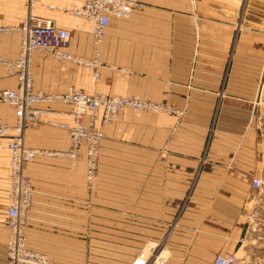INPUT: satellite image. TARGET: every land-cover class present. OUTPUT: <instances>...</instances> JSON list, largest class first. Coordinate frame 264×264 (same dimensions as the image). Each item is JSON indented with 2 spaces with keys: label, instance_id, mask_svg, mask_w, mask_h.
<instances>
[{
  "label": "crops",
  "instance_id": "crops-1",
  "mask_svg": "<svg viewBox=\"0 0 264 264\" xmlns=\"http://www.w3.org/2000/svg\"><path fill=\"white\" fill-rule=\"evenodd\" d=\"M84 1L33 0L29 8L70 33L71 54L98 53L100 77L37 53L35 91L138 96L165 110L124 112L103 129L91 190L85 156L76 167L60 157L25 166L35 188L28 248L57 264H134L151 244L168 251L165 264H213L234 254L242 264H264V32L251 27L230 60L233 17L220 22L218 14L229 6L138 0L143 9L113 20L96 46L92 23L72 14ZM27 14L26 0H0V27H21ZM20 46L18 32L0 35V57L16 60ZM16 88V77L0 66V91ZM51 109L54 115L26 129L24 144L67 153L70 141L58 125L72 124L71 108ZM0 122L13 126L14 110L0 104ZM10 161L0 148V264H7Z\"/></svg>",
  "mask_w": 264,
  "mask_h": 264
},
{
  "label": "built area",
  "instance_id": "built-area-1",
  "mask_svg": "<svg viewBox=\"0 0 264 264\" xmlns=\"http://www.w3.org/2000/svg\"><path fill=\"white\" fill-rule=\"evenodd\" d=\"M33 0H26L28 14L21 27L12 29L0 27V35L18 32L21 35L20 52L12 61L0 57V66L17 79V88L0 91V104L15 112V123L9 126L0 122V148L4 146L10 152L9 207L4 219L8 230L6 245L7 264H49L42 256L31 251L27 245L26 219L32 208L35 188L32 181L24 174L25 166L32 164L39 157H60L68 159L76 166L85 156L86 181L91 187L99 167L100 147L104 139L103 129L114 122L119 113L128 109L134 112L158 111L163 106L141 99L137 96L89 95L72 87L62 94H46L35 91L33 80V57L44 54L62 63H70L90 69L98 79L101 66L99 54L92 59L75 56L70 53L71 35L67 30L59 29L53 23L34 17L30 8ZM143 9L138 0H85L75 8L72 14L92 23L94 43L99 46L106 37V30L113 20H129L135 11ZM264 87V68L262 73ZM53 105H68L72 124L58 125L67 133L70 149L67 153H50L25 146V131L38 126L43 119L54 115ZM6 142V145L4 143ZM254 189H260L261 181L254 179ZM157 257L144 258L142 254L135 264H165L169 253L159 249ZM213 264H242L236 254L218 255Z\"/></svg>",
  "mask_w": 264,
  "mask_h": 264
},
{
  "label": "rangeland",
  "instance_id": "rangeland-1",
  "mask_svg": "<svg viewBox=\"0 0 264 264\" xmlns=\"http://www.w3.org/2000/svg\"><path fill=\"white\" fill-rule=\"evenodd\" d=\"M216 2L219 3L220 7L222 5H226V6H229L230 9L231 8L233 9V10H229L228 12L227 11L226 12L220 11L218 13L220 22L222 20H226L227 16H228V21H229V23H231L232 17H233L235 33H234V41L232 42L230 50H229V57H230V60H232L233 57H235V55L238 52L239 44L242 40V36L248 35L251 27H252V29H256V30H259L260 32H264V0H217ZM258 23H261V27L259 26ZM263 68H264V65H263ZM261 80H262L261 84L263 85L262 77H261ZM107 97H109V96H107ZM114 97H116V96H114ZM159 105H161V103ZM161 106H163V105H161ZM124 112H129V113H133V114H162L164 111H163V108H160L158 111H151V112H146V111L134 112V111H131L128 109H124L119 113L118 117L114 120V122H112L111 124H108L106 126V128L117 123L118 121H120L122 114ZM170 112L172 114L173 113L178 114L177 112L173 111V109H170ZM81 160H82V158H81ZM98 170H99V167H98ZM97 176H98V171L96 174V178H97ZM95 179H94V181H95ZM88 189L91 190L92 186L88 187ZM26 224H27V228H28V217L26 219ZM97 224H98V222L95 224V226H98ZM27 228H26V231H27ZM26 238H27V234H26ZM6 245H7V243H6ZM27 245H28V239H27ZM149 249H151V252H150V255L148 257H146V259L151 257L150 260H153L152 257L155 258L160 254L159 249H161V247H159V246L155 247L152 244L146 246L143 249V251H141L139 257L135 260V262L138 259H140L142 254H145L146 251ZM35 253L44 257L49 262V264H57V263L53 262L52 259L48 258L47 256H45L41 253H38V252H35ZM135 262H134V264H135Z\"/></svg>",
  "mask_w": 264,
  "mask_h": 264
}]
</instances>
